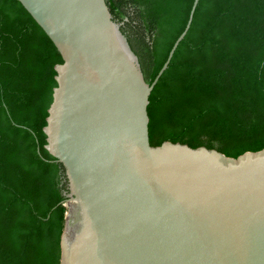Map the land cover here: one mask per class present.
Here are the masks:
<instances>
[{
  "label": "water",
  "instance_id": "obj_1",
  "mask_svg": "<svg viewBox=\"0 0 264 264\" xmlns=\"http://www.w3.org/2000/svg\"><path fill=\"white\" fill-rule=\"evenodd\" d=\"M62 54L46 148L65 168L61 264H264V151L152 146L149 83L107 0H19Z\"/></svg>",
  "mask_w": 264,
  "mask_h": 264
},
{
  "label": "trees",
  "instance_id": "obj_2",
  "mask_svg": "<svg viewBox=\"0 0 264 264\" xmlns=\"http://www.w3.org/2000/svg\"><path fill=\"white\" fill-rule=\"evenodd\" d=\"M152 83L194 0H107ZM63 57L19 0H0V264H61L68 191L46 148ZM152 146L264 151V0H200L150 94Z\"/></svg>",
  "mask_w": 264,
  "mask_h": 264
}]
</instances>
